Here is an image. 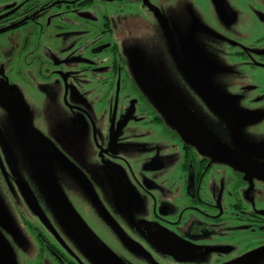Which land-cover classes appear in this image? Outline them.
Here are the masks:
<instances>
[{"label": "flooded vegetation", "instance_id": "af4514ba", "mask_svg": "<svg viewBox=\"0 0 264 264\" xmlns=\"http://www.w3.org/2000/svg\"><path fill=\"white\" fill-rule=\"evenodd\" d=\"M238 5L264 29V0ZM175 6L0 0L4 259L17 247L22 264H264V142L251 130L264 47L238 63L247 77L200 76L189 36L174 40ZM235 44L230 61L246 56Z\"/></svg>", "mask_w": 264, "mask_h": 264}, {"label": "rangeland", "instance_id": "374dc122", "mask_svg": "<svg viewBox=\"0 0 264 264\" xmlns=\"http://www.w3.org/2000/svg\"><path fill=\"white\" fill-rule=\"evenodd\" d=\"M176 6L173 8L178 16L179 30L173 34L174 40L177 42V37L186 38L189 36V49L194 57L201 58L198 73L200 76L208 77L213 75L212 79L216 81H227L232 72L226 67L230 66L236 70L242 77L246 71H239V62L244 60L251 61L254 56L252 51H257L258 47H264V29L260 24H254L248 17H244V9H241L238 2H248V0H175ZM226 5V7H225ZM245 6V4H242ZM229 19V20H227ZM236 22V23H235ZM239 22V23H237ZM228 23L232 27H239L246 35L239 37H227L221 31L225 30ZM151 33H154L155 28L152 24L147 27ZM165 27L163 26V31ZM167 34V30L164 33ZM154 37V36H151ZM166 38V37H165ZM234 45L236 51L245 52L246 56L241 55L240 59L232 56L231 61L228 60L226 52L230 51L228 47ZM237 56H240L239 54ZM224 70V75L222 74ZM254 139L264 142V120L259 121L251 127ZM6 241H18L15 236L6 237ZM7 259L3 258V253L0 254V264H22L21 248H8L6 251ZM3 260V261H2Z\"/></svg>", "mask_w": 264, "mask_h": 264}, {"label": "water", "instance_id": "95a60500", "mask_svg": "<svg viewBox=\"0 0 264 264\" xmlns=\"http://www.w3.org/2000/svg\"><path fill=\"white\" fill-rule=\"evenodd\" d=\"M181 131H182V133H183V137H184V139L186 140L187 136L190 135L189 131L187 130L188 133H186V134H185L184 128H183ZM192 135H193V134H192ZM192 135H190V136H192Z\"/></svg>", "mask_w": 264, "mask_h": 264}]
</instances>
